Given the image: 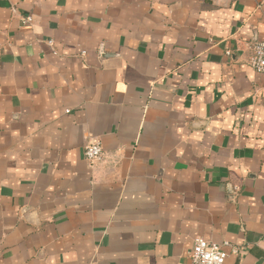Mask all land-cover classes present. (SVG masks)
<instances>
[{
    "label": "crops",
    "instance_id": "1",
    "mask_svg": "<svg viewBox=\"0 0 264 264\" xmlns=\"http://www.w3.org/2000/svg\"><path fill=\"white\" fill-rule=\"evenodd\" d=\"M263 7L0 0V264H264Z\"/></svg>",
    "mask_w": 264,
    "mask_h": 264
},
{
    "label": "built area",
    "instance_id": "2",
    "mask_svg": "<svg viewBox=\"0 0 264 264\" xmlns=\"http://www.w3.org/2000/svg\"><path fill=\"white\" fill-rule=\"evenodd\" d=\"M260 7L262 6L260 5ZM23 22L31 23L32 17L24 18ZM251 48L253 50V55L250 58L251 66L257 72L264 73V39L253 44ZM227 53L231 52L227 51ZM104 155V148L100 141H92L85 146V157L92 164L103 161ZM238 251V247L229 241L216 243L197 236L192 249L188 252V261L184 264H226L227 258Z\"/></svg>",
    "mask_w": 264,
    "mask_h": 264
}]
</instances>
